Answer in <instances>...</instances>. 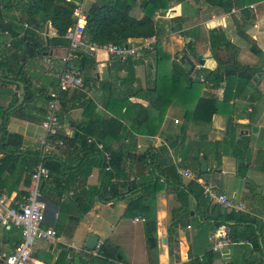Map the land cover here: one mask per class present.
Segmentation results:
<instances>
[{
  "label": "crops",
  "instance_id": "0c3cea01",
  "mask_svg": "<svg viewBox=\"0 0 264 264\" xmlns=\"http://www.w3.org/2000/svg\"><path fill=\"white\" fill-rule=\"evenodd\" d=\"M91 1L81 0L84 10ZM24 2L25 0H13L11 9L6 12L16 20L13 31L22 35V41L17 42L7 29L0 32V60L7 61L5 70L0 69V194L13 205L25 202L31 188L29 171L35 162V156L43 158L54 155L65 168V172L69 167L76 165L82 153L64 144L48 143L41 121L47 103L51 100L46 99L47 96L53 94L57 88L79 90L84 79L88 80L86 87L89 90L86 97L91 103L88 115H97L100 118L112 116L125 126L122 139L113 140L107 145L87 136V142L94 144L102 158L106 152L117 150L122 145L134 156H140L148 148H161L158 159L162 162L157 170L150 172L146 162L131 157L124 158L123 177L111 178L117 184L115 191L124 196L118 199L111 198L110 201L89 195L90 187L98 185L99 182L98 166H93L85 177L65 175L66 180L72 182L66 189H63V175H53L40 182L39 194L44 203V220L41 226L54 230V241L36 240L25 264H99V258L93 260L90 258L97 255L96 247L101 243L118 249V257L121 258L112 260L110 264H180L193 259L199 261V257L201 262H206L208 252H212L211 236L216 228L200 241L203 250L196 256H190L189 249L192 243H195L196 230L193 219L197 218L194 212L195 204L190 196L180 195L186 206L179 210L181 201L175 195L174 185L183 186L190 180L200 185L202 195L209 203L208 211L202 212L204 217L210 215V205H218L209 201L203 193L204 187H211L217 193L226 195L234 203L243 205V209L238 211L218 205L221 210H232L243 221H251L253 226L261 227L264 231V170L261 169L264 158V99L261 96L255 97L252 101L247 98L248 96L243 99L233 98L229 101L233 103L231 118L224 114H212L209 124H195L191 120H186L184 115L193 108L199 97L207 95L202 91L205 89L204 84L198 94L175 91L173 88L176 85L174 86L171 81L159 82L158 86L162 88L159 92L150 90L155 71L152 49L145 51L144 54L126 57L132 62L131 79L126 78V70L122 64L125 63L124 59L114 60L115 58L102 47L91 51H79L73 60L68 61L66 59L68 42L66 45H49L47 39L55 35L54 29L49 22H41L40 28L27 23L21 10ZM210 3L208 0H172L168 2L166 10L155 11L153 17L159 30L156 36L149 38L152 41L151 47L157 40L168 55L169 61H175L180 67L182 64L179 57L186 55L194 65L190 74L199 65L198 54L203 58V64L199 66L207 70H212L216 66L210 50L208 53L211 57H207L208 54L205 52L208 31L219 30L233 43L231 31L238 27L239 19L245 21L244 27L241 26L240 30L254 40L257 38L256 44L261 49L264 48L262 37L264 0H245L241 6H232L228 11ZM131 14L141 16L138 5L134 6ZM252 22L256 23L258 29L250 26L249 23ZM24 31L31 33L28 39ZM33 39L40 43L39 52H32ZM143 40L128 39L125 45ZM239 51L240 48L238 53ZM78 53L88 55L92 60L82 70L77 66ZM16 54L25 56V59L17 60L14 58ZM69 67L79 71L80 86L61 89L57 75ZM197 70L199 72L197 79L201 81L203 72L198 68ZM170 71L171 68L168 67L167 73L171 74ZM18 83L22 85L21 101H18ZM259 84L261 82L257 86L261 91ZM221 93L222 91L220 95ZM57 103L59 105L58 101ZM73 103V107L63 110H60L59 105L57 112H60L58 131L68 136L78 129L77 124L82 121L81 107L77 106L76 100ZM226 118L229 119L227 133L231 131L235 143L243 136L247 138L245 157L241 158L244 162L247 161L248 165L242 175L238 174L236 157L225 144V137L228 135L224 134ZM251 125L257 126L256 133L250 132ZM244 130H247L246 134ZM202 131L207 132L204 138L208 144L205 149L207 156L200 157L201 148H198L197 156L198 161L204 159L206 162L204 172H200L199 162L197 165L194 159H191L196 142L198 144L203 142L199 136ZM216 142H219L218 148L213 146ZM97 144H100V147ZM181 147L189 148L182 150ZM184 151L186 156L181 162L180 153ZM216 151L219 152V156ZM195 165L201 173L198 178L194 176L197 170ZM108 166L109 168L105 169L103 160V169L110 170V163ZM55 169L59 173L60 165ZM184 172L190 173L193 177L184 175ZM154 175L157 176L156 192L153 199L148 201L141 183ZM214 181H220L222 187H215L214 184L217 182ZM249 184L256 187L258 196L253 191L249 193ZM245 191L248 192L249 198L243 200ZM146 211L154 213V224L150 227L153 235L150 236L145 233V217L142 212ZM12 226L14 225L10 223H0V259L14 246L15 240L20 238L15 230L16 226L15 228ZM237 228L238 231H242L239 229L243 227ZM89 233L97 237L93 249L85 248L83 245ZM147 237L154 240L150 245L155 249L156 257L153 259L145 250ZM230 241L224 246V257L218 260L215 254L211 259L212 264H224L234 254L237 246L243 244L252 247L248 240ZM251 255L257 253L254 251Z\"/></svg>",
  "mask_w": 264,
  "mask_h": 264
},
{
  "label": "trees",
  "instance_id": "16d2710c",
  "mask_svg": "<svg viewBox=\"0 0 264 264\" xmlns=\"http://www.w3.org/2000/svg\"><path fill=\"white\" fill-rule=\"evenodd\" d=\"M13 0H0V32L2 30H8L9 34L12 37H15L17 42L22 41V35H18L15 29V19L7 15V11L11 9V2ZM172 0H92L87 8L84 11L85 21L83 24L82 35L85 41L95 43L98 46H102L106 43H113L119 45L127 44L128 39H145L152 36H156L159 30V27L155 23L153 17L155 11L163 12L168 7V2ZM179 1V0H174ZM213 5L224 8L225 11H228L232 6H241L245 3V0H208ZM81 0H25L22 4V13L24 19L27 23L33 25L36 28H40L41 22H49L50 26L54 29L55 35L47 39V43L51 46L56 45H66L67 40L64 38V33L66 29L73 24L75 21V16L73 15V9L76 3H80ZM138 5L140 8L141 16L136 17L131 14L134 6ZM6 18V19H5ZM28 34V35H27ZM30 32L24 31V35L29 38ZM237 34L243 37L248 43V50L250 53L256 55L257 57L263 56V51L259 49L254 40L243 33L241 30L237 29ZM34 46L32 47V52H39L40 43L33 39ZM208 43L210 48V55L213 57L216 66L212 70L200 69L202 80L194 79L191 74H186L185 70L176 64L175 61H169L168 55L162 50L159 42L156 40L153 43L152 56L153 62L155 64L153 86L150 90L154 92H159L160 89L158 83L171 81L176 85L173 90L180 92H190V93H199L200 87L203 84H209V88H221V97L218 99L215 95L209 94L206 96H201L197 99L195 105L192 109L185 112V119L191 120L195 124H209L212 114H224L225 116L231 118L233 113V103L229 101L233 98L243 99L245 96L252 101L255 97L252 96V93H247L245 89V82L248 80H253L258 78L257 72H260L264 69L257 66H243L238 65L236 60V55L238 52V47L232 42L227 40L224 34L219 31L212 29L208 31ZM31 49V48H30ZM218 50H227L231 49L230 60L220 61L217 57L216 51ZM79 58L77 61L78 69H84L89 63L92 62L91 58L88 55L78 53ZM17 60H24L25 56L21 57L19 54H16L15 57ZM116 60V58L114 59ZM232 62L228 64L227 62ZM115 62V61H114ZM125 63H122L126 70V78L131 79V66L132 62L130 59H124ZM7 61L0 60V69L5 70V65ZM117 63V62H116ZM127 66H125V65ZM121 66V65H119ZM168 67L171 68V74L167 73ZM199 74V73H198ZM170 75V76H169ZM236 76L241 79L242 84L233 86L230 84V77ZM197 80V81H196ZM223 82V83H222ZM88 80L82 81L81 89H72V90H60L57 88L53 94L47 96L46 99H57L60 105V110L65 108H71L74 106V100L78 102L79 107H81V117L82 121L77 124L78 129L73 132L71 136L64 135L63 133L57 131L55 134H47L45 136L48 143L52 145H58V141H61L62 144L66 147L75 148L76 152H81L82 156L76 162V165L69 167L68 171L65 172V168L62 166L61 162L59 163L57 159L53 156H35V162L29 171L32 170L34 165L37 162H40L44 167L48 169V178L50 176H55L58 174L63 175L64 187L66 189L69 184L66 180L67 176L76 175L85 177L90 173V170L93 166L99 167V182L98 185L90 187L89 195H96L100 199L110 201L111 198L118 199L122 194H118L115 191L117 184L111 180V178L118 179L123 177L122 162L124 158L131 157L137 160L146 162L149 165L150 172L158 169V166L162 163L158 159L160 149L148 148L140 156L130 155L126 148H123L121 145L117 150L110 151V170L103 169V158L101 153L95 148L94 144L87 142V136L93 137L96 141H102L103 144H109L113 140L122 139L125 132V126L116 118L108 116L105 118H100L97 115L91 116L88 115V111L91 109V103L86 97V93L89 88L86 87ZM85 91H83V89ZM195 90V91H194ZM25 96V95H24ZM241 96V97H240ZM26 97V96H25ZM60 112L58 113V118ZM209 130V129H207ZM206 131L200 133L201 141H204L206 136ZM225 137V144L231 150L233 156L238 158L237 168L247 167V161L242 160L245 157V151L247 147V138L245 136L241 137L236 143L233 141V136L231 131L227 133ZM228 138V139H227ZM246 138V139H245ZM202 143V142H200ZM61 144V145H62ZM196 145H200L196 142ZM194 145V154L191 157L193 158L196 164L198 165V148H201L202 158H206L207 153L206 148ZM106 148H108L106 146ZM182 150H188L189 147H181ZM193 148V147H191ZM186 152L180 153V161L183 162ZM219 156V155H218ZM243 156V157H242ZM242 157V158H241ZM60 165V172L55 169L56 166ZM195 169H197L195 165ZM261 169L264 170V158L261 163ZM244 171H239L238 174L242 175ZM201 173L199 170H196L194 174L195 178H198ZM48 178L42 180L41 182L46 181ZM73 179V178H72ZM157 176L149 178V180L142 182L144 186V192H146L147 200L153 199V196L156 192L155 189V180ZM140 185V184H138ZM137 185V186H138ZM176 192V197L181 201V207L186 206L185 200L183 201L179 196L183 195L184 197L190 196L194 201V212L196 213L197 218L194 219L195 227V243H192V247L189 249V255H197L198 252L202 249L200 246V241L202 238H206L208 232L213 231L221 224H227L229 226V237L232 241H237L239 239L248 240L251 242L252 247L249 248L246 245L237 246L234 250V254L225 261V264H264V231L261 227L253 226L251 221H243L238 215H236L232 210L224 211L221 210L218 205H210L211 213L207 217L203 216V211H208V201L202 195V189L198 183L194 180L188 181L186 185H174ZM40 188V183L38 185V191ZM40 195V194H39ZM183 201V202H182ZM129 207V206H128ZM186 211H184L185 213ZM144 213V214H143ZM145 217V233L147 236L153 235L151 226L154 224V213L153 211L142 212ZM211 217V218H210ZM211 219V221H210ZM43 226V225H42ZM243 227L242 231H238L237 227ZM15 228V226H12ZM15 230L18 232L20 237V227H16ZM20 241L19 239L15 240V244ZM14 244V245H15ZM256 252L257 255H251V252ZM95 256L90 259L99 258V264H110V262L119 260L121 257H118L119 252L116 247H111L108 244L101 243L96 247ZM215 254L208 252L206 256V262L197 261L193 259L187 263L180 264H212L213 256Z\"/></svg>",
  "mask_w": 264,
  "mask_h": 264
},
{
  "label": "built area",
  "instance_id": "2783aa9c",
  "mask_svg": "<svg viewBox=\"0 0 264 264\" xmlns=\"http://www.w3.org/2000/svg\"><path fill=\"white\" fill-rule=\"evenodd\" d=\"M68 1V0H67ZM251 7V5H249ZM84 8L81 3H76L73 9L75 21L70 25L65 33L64 38L67 40V56L68 61L76 57L79 51L95 50L102 47L107 53L120 60L126 57H134L144 53L147 49H151L152 41L149 38L131 45H119L106 43L98 46L95 43L87 42L83 38L82 30L85 21ZM59 87L65 89L67 87L80 86L79 71L73 67H69L61 71L57 75ZM59 105L55 99H51L47 103V109L44 118L41 121V127L47 134L57 133L60 122L58 118ZM176 122V120H174ZM62 144L61 141L57 142ZM100 147V144H97ZM105 169L109 168L110 154H104ZM184 175L193 177L190 173L184 172ZM48 178V169L40 162H37L30 172L31 188L25 199V202L13 205L4 195L0 194V223L13 224L20 227V241L15 244L1 259L0 264H25L30 257L31 247L35 240L54 241V230L50 227L41 226L44 220V203L40 199L38 185ZM198 180V179H195ZM203 193L212 203L218 204L222 208L238 211L243 209L240 203H234L224 194L217 193L211 187H204ZM212 239V252H218L219 256L224 257V246L230 243L229 228L227 225H220L215 230ZM201 261V258H198ZM223 264V263H221Z\"/></svg>",
  "mask_w": 264,
  "mask_h": 264
},
{
  "label": "rangeland",
  "instance_id": "374dc122",
  "mask_svg": "<svg viewBox=\"0 0 264 264\" xmlns=\"http://www.w3.org/2000/svg\"><path fill=\"white\" fill-rule=\"evenodd\" d=\"M240 20V19H239ZM237 20V25H238V27H234L233 29H232V31H231V34H232V37H233V44L234 45H236V46H238L239 48H240V51H239V53L237 52V55H236V60L238 61V65H243V66H245V65H247V66H259V67H261V68H263L264 69V48H260L257 44H256V42H258L257 41V38H256V40H254L253 38V40H254V42H255V44H256V46L259 48V49H261L262 51H263V56H260V57H257L256 55H254V54H252V53H250V51L248 50V43H247V41L243 38V37H241L240 35H238L237 34V29H239L240 30V27L241 26H243L244 27V25H245V21L244 20ZM248 24V23H247ZM250 24V26L252 27V28H257V25H256V23H249ZM258 29V28H257ZM247 35V34H246ZM228 37H229V39H230V35H228ZM250 37V36H249ZM262 37H263V39H264V35H262ZM227 39V38H226ZM228 40V39H227ZM138 41V40H137ZM139 43V42H138ZM152 45V44H151ZM205 52H207L206 54H208V55H206L207 57H209L210 55H209V53H208V51L210 50V48H209V43H205ZM209 48V49H208ZM239 48H238V50H239ZM150 49H147L146 51H149ZM210 52V51H209ZM216 53H217V57H218V59L220 60V61H226V60H230L231 61V57H229L230 56V53H231V49H227V50H224V49H222V50H218L217 49V51H216ZM142 54H144V53H142ZM211 57V56H210ZM228 64H230V63H232V62H227ZM195 64H197V63H195ZM197 66V65H196ZM197 68L198 69H202L203 67H201V66H197L196 68H194V70L192 71V73H191V75H192V77L194 78V79H197V77H198V70H197ZM202 71H204V69H202ZM257 80H258V78H256V79H253V80H248L247 82H245V91H248L249 93H252V96L254 97L255 95L256 96H261V98H263L264 99V81H261V84H259V87H261V91L258 89V82H257ZM197 81V80H196ZM223 83V82H222ZM230 84L231 85H233V86H236V85H238V84H242V82H241V79H239L238 77H236V76H231L230 77ZM204 88L205 89H203L202 91L205 93V94H207V95H209V94H213V95H215L218 99H220V97H221V95H220V91H221V88H217V89H214V88H209L208 87V85L205 83L204 84ZM211 90V91H210ZM213 91V92H212ZM241 97V96H240ZM238 98V97H237ZM262 106V105H261ZM225 124V123H224ZM202 144V146L201 147H204L205 145H208L207 143H205V142H202V143H200V145ZM200 145H199V147H200ZM215 148H218L219 147V142H216L215 143V145H213ZM204 148H206V146L204 147ZM216 153H217V155L219 154V152L218 151H216ZM237 159V161H239V159H240V157H238V158H236ZM237 171L239 172V171H244L243 170V168L241 167H239V168H237ZM214 182H217V183H215L214 184ZM213 182V184L215 185V187H217V188H221L222 186H221V183H220V181H214ZM237 183H239V182H237ZM239 185H241L240 183H239ZM249 187H250V190H249V193H251V191H253V193L254 194H256V196H258V192H257V190H256V187L254 186V185H252V184H249ZM227 192L229 193V191L227 190ZM249 198V194H248V192L247 191H245V193L243 194V197H242V199L243 200H246V199H248ZM234 199V198H233ZM238 199V197L237 198H235V200H237ZM38 240V239H37ZM144 241V240H143ZM36 242V240L33 242V244H32V246H34V243ZM145 245H146V252H147V254L148 255H150V256H152L151 258L153 259V258H155L156 256H155V249L154 248H151L150 247V243H149V241H148V237H147V241H145ZM212 253H214V254H216V259H218V260H220L221 259V257L219 256V254H218V252H212ZM183 259H181V261H182ZM178 261H180V260H178ZM176 262V261H175ZM224 264H225V262H224Z\"/></svg>",
  "mask_w": 264,
  "mask_h": 264
},
{
  "label": "water",
  "instance_id": "95a60500",
  "mask_svg": "<svg viewBox=\"0 0 264 264\" xmlns=\"http://www.w3.org/2000/svg\"><path fill=\"white\" fill-rule=\"evenodd\" d=\"M179 62L182 64V67L184 68V70L186 71L187 74H190L191 70L193 69V63L192 61L186 56V55H182L179 57ZM197 63L199 65L203 64V58L201 57L200 54L197 55ZM260 73L257 72V75H259ZM264 76V74H263ZM19 85V93H18V101L22 100V85L20 83H18ZM228 127H229V119L226 118L225 120V124H224V134H227L228 131ZM251 133H256L257 131V126L256 125H251L249 128ZM247 130H244V134H246ZM199 170L200 172H204L206 170V162L204 159H200L199 161ZM214 170H218V169H214ZM150 241V245H152L154 242L152 237L148 238ZM96 242H97V237L93 234H87L85 237V241L83 243L85 248L88 249H93L96 246ZM0 263H1V259H0ZM228 263V262H227ZM226 263V264H227Z\"/></svg>",
  "mask_w": 264,
  "mask_h": 264
},
{
  "label": "flooded vegetation",
  "instance_id": "af4514ba",
  "mask_svg": "<svg viewBox=\"0 0 264 264\" xmlns=\"http://www.w3.org/2000/svg\"><path fill=\"white\" fill-rule=\"evenodd\" d=\"M259 73H260L259 75H256L258 76V80H257L258 83H260L261 81H264L263 70H261Z\"/></svg>",
  "mask_w": 264,
  "mask_h": 264
}]
</instances>
